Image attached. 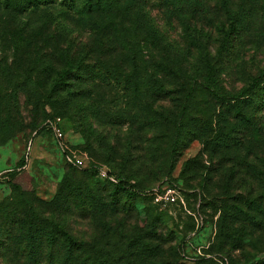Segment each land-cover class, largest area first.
Returning a JSON list of instances; mask_svg holds the SVG:
<instances>
[{
    "label": "rangeland",
    "instance_id": "obj_1",
    "mask_svg": "<svg viewBox=\"0 0 264 264\" xmlns=\"http://www.w3.org/2000/svg\"><path fill=\"white\" fill-rule=\"evenodd\" d=\"M69 59L130 83L124 91L83 72L57 94ZM263 70L264 0H75L74 11L0 0V204L15 185L76 239L148 233L176 247L180 264L264 259L262 213L252 224V200L264 195V102L238 117L213 96L237 94ZM139 75L152 77L145 95ZM56 118L64 151L47 127ZM7 226L0 218V264H29L4 241Z\"/></svg>",
    "mask_w": 264,
    "mask_h": 264
},
{
    "label": "trees",
    "instance_id": "obj_2",
    "mask_svg": "<svg viewBox=\"0 0 264 264\" xmlns=\"http://www.w3.org/2000/svg\"><path fill=\"white\" fill-rule=\"evenodd\" d=\"M43 1L45 0H27V6H38ZM60 2L67 10L74 11L75 0H60ZM89 2L84 3L79 10H76V13L79 15L86 14L87 8L92 7ZM64 67L59 73L58 79L53 83L54 92L57 94L64 91L66 81H73L75 77H80L79 74L83 72H87V78L90 75L95 77V81L101 85L116 84L119 86L120 84L124 91L127 89V82L130 83L129 79H124L121 84L117 78V72L112 71L103 63L89 66V64L85 65L82 59L76 61L69 59L65 61ZM146 78L140 80L139 75L137 81L139 89L144 95L146 94V88L143 86H147L149 83L148 81L142 83V81L152 77L147 76ZM131 84L133 85L132 92H135V84L133 82ZM261 84L264 85V70L257 77L252 78L237 94L216 91L213 96L223 105L233 104L235 115L243 117L247 108L257 107L261 105V101L264 102V88L260 86ZM257 91L262 93L258 94ZM181 134L180 125L177 124L173 130L174 136L170 140L171 153L174 151L172 146L179 141ZM116 184L118 190L125 191V188H127L122 181H118ZM69 187L68 183L64 181L60 186L59 194L68 190ZM12 188V196L6 202L0 204V218L5 220L6 225H8L7 228L11 229L9 234L4 237L7 240L4 241L13 243L12 248L14 251L12 250V252H14V256L26 258L29 264H149L144 262L146 260L145 255L148 258H157L158 262L153 261V264H165L160 262V259L164 258L167 253L171 257L170 264H180L177 262L178 250L176 247H170L168 248L169 251H166V242L148 233L125 234L121 231L120 234L115 232L112 236H108L106 232L104 241L100 240L98 242L94 239L90 240V238L76 239L63 224L39 215L33 205L25 199L18 186L13 185ZM84 197L90 205L93 196L87 192ZM259 198L264 199V195L252 200L256 211L252 216L254 227L260 226L261 220H257V214L262 213V216H264V208L262 209L258 204ZM157 220H162L161 214L157 215ZM13 230L15 234H12ZM169 242L171 241L169 240ZM9 247L11 248V246ZM134 259L137 262H134ZM213 260L202 258L198 264H217ZM245 264H264V259L253 260Z\"/></svg>",
    "mask_w": 264,
    "mask_h": 264
},
{
    "label": "built area",
    "instance_id": "obj_3",
    "mask_svg": "<svg viewBox=\"0 0 264 264\" xmlns=\"http://www.w3.org/2000/svg\"><path fill=\"white\" fill-rule=\"evenodd\" d=\"M47 127L51 130L53 136L55 137L56 139V143H57V146L62 150L64 151V143H63V140H62V129L60 127V119L59 118H56L52 121H48L47 122ZM67 160L69 162H72V164L76 165L75 162L73 160H71L70 157H67ZM77 166V165H76ZM173 200V199H172Z\"/></svg>",
    "mask_w": 264,
    "mask_h": 264
}]
</instances>
